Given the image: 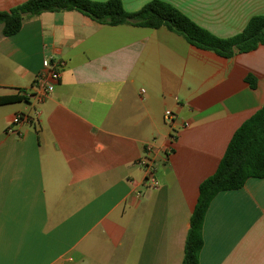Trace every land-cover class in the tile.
<instances>
[{"label":"crops","instance_id":"0c3cea01","mask_svg":"<svg viewBox=\"0 0 264 264\" xmlns=\"http://www.w3.org/2000/svg\"><path fill=\"white\" fill-rule=\"evenodd\" d=\"M120 1L134 13L154 0ZM160 1L221 39L264 16V0ZM44 60L63 63L61 81L34 125H14L35 112L24 93ZM263 106L264 46L226 59L78 12L0 29V264H183L200 185ZM148 145L155 190L138 163ZM203 238L200 264H264V179L218 194Z\"/></svg>","mask_w":264,"mask_h":264},{"label":"trees","instance_id":"16d2710c","mask_svg":"<svg viewBox=\"0 0 264 264\" xmlns=\"http://www.w3.org/2000/svg\"><path fill=\"white\" fill-rule=\"evenodd\" d=\"M63 12L81 13L100 25L164 27L194 47L226 59L264 46V16L253 17L240 34L221 39L160 0H154L134 13L127 12L120 0H28L10 11H0L1 37L17 35L27 19L44 13ZM247 81L256 87L255 79L248 77ZM252 178L264 179V106L236 131L217 171L200 185L198 202L190 219L183 264H200L204 221L216 196L224 191L240 190Z\"/></svg>","mask_w":264,"mask_h":264},{"label":"built area","instance_id":"2783aa9c","mask_svg":"<svg viewBox=\"0 0 264 264\" xmlns=\"http://www.w3.org/2000/svg\"><path fill=\"white\" fill-rule=\"evenodd\" d=\"M63 63H51L49 60H44L43 69L36 76L31 88L25 91L24 95L28 101H32L34 105V114H17L13 119L14 125H21L23 123L34 125L40 115L41 106L47 101L55 91L56 86L61 81ZM175 115L171 111H166L165 119L171 123L174 122ZM189 123H185V127H188ZM10 132H14L13 129H9ZM153 146L148 145L146 148L145 156L138 162L139 165L145 170L146 184L149 189H158L160 183L156 177V169L154 165Z\"/></svg>","mask_w":264,"mask_h":264}]
</instances>
